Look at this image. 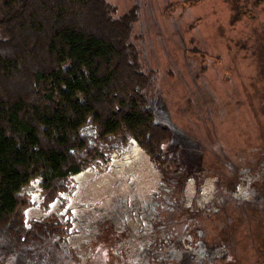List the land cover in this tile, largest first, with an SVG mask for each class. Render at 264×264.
<instances>
[{
  "label": "rangeland",
  "instance_id": "obj_1",
  "mask_svg": "<svg viewBox=\"0 0 264 264\" xmlns=\"http://www.w3.org/2000/svg\"><path fill=\"white\" fill-rule=\"evenodd\" d=\"M109 1L119 13L137 6L133 32L144 68L154 72L151 105L173 131L171 145L182 143L191 176L165 174L133 138L95 140L89 130L90 155L77 152L86 175H71L46 208L33 178L25 222L53 211L68 217L62 239L78 264L92 261L104 224L116 264H254L263 236L246 238V229L256 221L240 218L236 243L216 230L242 204L264 203V0ZM139 151L151 168L134 161L132 172L127 158ZM160 182L173 185L162 192Z\"/></svg>",
  "mask_w": 264,
  "mask_h": 264
},
{
  "label": "trees",
  "instance_id": "obj_2",
  "mask_svg": "<svg viewBox=\"0 0 264 264\" xmlns=\"http://www.w3.org/2000/svg\"><path fill=\"white\" fill-rule=\"evenodd\" d=\"M138 18L137 6L119 13L109 0H0V264H78L62 239L68 217L53 211L25 222V188L38 178L46 208L88 165L77 152L90 155L92 134L133 138L165 174L191 176L182 143L171 145L173 131L151 105L154 72L142 63ZM260 189L264 196V184ZM240 218L257 222L246 238L263 236L254 264H264V203L242 204L217 235L236 243ZM107 231L100 226L92 261L83 264H97L99 256L101 264H116Z\"/></svg>",
  "mask_w": 264,
  "mask_h": 264
},
{
  "label": "bare ground",
  "instance_id": "obj_3",
  "mask_svg": "<svg viewBox=\"0 0 264 264\" xmlns=\"http://www.w3.org/2000/svg\"><path fill=\"white\" fill-rule=\"evenodd\" d=\"M130 158H132V157H130ZM128 159L127 158V160H129V164H131V166H132V172H135L136 171V169H137V166H135L134 165V161H136L137 162V165H139V166H141V168H142V170H148L149 168H151V166H150V163L148 162V160L147 159H145L144 158V156L142 155V153L139 151V153L136 155V156H134L132 159ZM144 168V169H143ZM150 171V170H149ZM137 172V171H136ZM144 172V171H143ZM80 175V177H82V175H86V170H84V171H82L81 173H77V174H75L74 175V178H75V176H79ZM138 175V174H137ZM141 175V174H140ZM141 177V176H140ZM146 181H148V179L146 180ZM148 184V183H147Z\"/></svg>",
  "mask_w": 264,
  "mask_h": 264
}]
</instances>
